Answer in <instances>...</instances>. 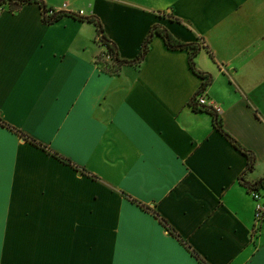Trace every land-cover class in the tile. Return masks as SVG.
<instances>
[{
    "label": "crops",
    "instance_id": "obj_1",
    "mask_svg": "<svg viewBox=\"0 0 264 264\" xmlns=\"http://www.w3.org/2000/svg\"><path fill=\"white\" fill-rule=\"evenodd\" d=\"M40 1L122 61L160 25L212 82L158 34L109 71L94 22L0 9V264H264V0Z\"/></svg>",
    "mask_w": 264,
    "mask_h": 264
},
{
    "label": "trees",
    "instance_id": "obj_2",
    "mask_svg": "<svg viewBox=\"0 0 264 264\" xmlns=\"http://www.w3.org/2000/svg\"><path fill=\"white\" fill-rule=\"evenodd\" d=\"M31 2H37L41 5L42 10H43V20L45 23H48V24L55 23L64 16H70V17H73L75 19H79L81 21L94 22L96 24V26L98 27L99 34L101 36V40L106 44V46L109 48V51L114 56V60L112 61V63L105 62V61L99 62L100 64H103L105 66L106 70L114 71V69L116 67H118L119 65H121L122 63H125V62L134 63V62L141 61L145 57V55L148 53L149 45H150L152 39L154 38V36L156 34H158V35L163 37L166 45L169 48H171V49H186L190 52L191 66H192L193 70L196 72V74H198L203 79L202 91H205L208 88V86L210 85V83L212 82L211 75L205 74L196 68L195 58L199 54L201 47L195 43L188 44V43H183V42L179 41L166 28H164L160 25H155L152 28L149 36L147 37V39L144 42V45H143L142 50L140 52V55L135 60H133V61H122L120 59L117 46L115 45V43H113L106 36L104 28L102 26V23L100 22V20L97 17H94V16L84 17V16L77 14V13H71V12L67 13L64 11H55L54 9H48L47 6L40 0H0V9L9 5L10 9L15 11V10H18L22 5H24L26 3H31ZM191 104H192V107L196 110H204V111L212 114V116L214 118L215 127L218 128L220 131H222L236 145V147L241 149L248 156L249 162H250L249 163L250 168H253L255 163H256V157L251 152L242 148L228 133H226V131L223 128L222 120L220 118L219 113H217L216 111L211 110L207 107L198 106L196 98H194V100L192 101ZM248 189L250 190V192L251 191H257L260 193L262 192L264 194V178L260 179L259 181L255 182L253 184H249ZM263 197H264V195H263Z\"/></svg>",
    "mask_w": 264,
    "mask_h": 264
},
{
    "label": "built area",
    "instance_id": "obj_3",
    "mask_svg": "<svg viewBox=\"0 0 264 264\" xmlns=\"http://www.w3.org/2000/svg\"><path fill=\"white\" fill-rule=\"evenodd\" d=\"M113 60H114L113 54L109 50H107L104 54H102L99 57L98 63L103 62V61L112 63ZM196 101L198 103V106L207 107V108L214 110L217 113H219V109L212 106V104L208 103V99L206 98L204 93L199 95L198 97H196ZM251 194H252V196L255 200V203H256V214H255L256 225H255V229H254V231H255V230H257V226L261 222H264V197L260 192H257V191H251Z\"/></svg>",
    "mask_w": 264,
    "mask_h": 264
},
{
    "label": "rangeland",
    "instance_id": "obj_4",
    "mask_svg": "<svg viewBox=\"0 0 264 264\" xmlns=\"http://www.w3.org/2000/svg\"><path fill=\"white\" fill-rule=\"evenodd\" d=\"M55 11H56V10H55ZM261 223H262V222H261ZM261 223H260V224H261Z\"/></svg>",
    "mask_w": 264,
    "mask_h": 264
}]
</instances>
